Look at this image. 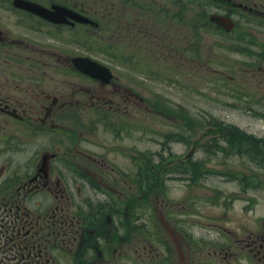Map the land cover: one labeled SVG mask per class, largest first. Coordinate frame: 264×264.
Listing matches in <instances>:
<instances>
[{"label": "flooded vegetation", "instance_id": "af4514ba", "mask_svg": "<svg viewBox=\"0 0 264 264\" xmlns=\"http://www.w3.org/2000/svg\"><path fill=\"white\" fill-rule=\"evenodd\" d=\"M257 27L264 0H0V264H223L236 253L264 264L261 231L240 228L226 246L213 221L209 245L189 228H203L201 216L190 223L188 205L166 201L164 220H142L162 213L141 203L142 189L165 193L172 177L203 170L187 141L167 156L93 148L97 126L141 133L145 115L167 114L142 93L143 66L166 63L183 41L181 62L203 68L206 33L245 41ZM77 60L95 62L96 75Z\"/></svg>", "mask_w": 264, "mask_h": 264}, {"label": "rangeland", "instance_id": "374dc122", "mask_svg": "<svg viewBox=\"0 0 264 264\" xmlns=\"http://www.w3.org/2000/svg\"><path fill=\"white\" fill-rule=\"evenodd\" d=\"M259 28L245 41L233 39L230 33H206L203 68L196 63L187 66L181 62L183 41L175 44L177 50L166 63L156 60L150 71L143 66L141 70L147 72L138 76L149 80H142V93L147 91L146 97L154 101V107L167 110V114L145 115L144 121L152 123L146 126L151 130L147 128L148 131L141 133L124 128L120 129L122 133L113 134L109 129L104 133V127L97 126L95 141L98 144L93 146L95 150H111L119 143L123 151L137 149L142 156L153 152L167 156L163 153L166 148L173 147V151H177L183 141L195 147L190 155L204 159L199 177L178 174L172 177L165 193L157 191L156 195L154 191L150 194L142 189L141 203H156L158 207L165 204L164 201L188 205L193 212L188 217L189 222H197L200 216L204 222L203 228L189 226L193 234L202 231L207 240L211 237L210 231L206 233L211 228L209 223L218 221L225 229L220 237L227 242L226 246L230 239L226 235L242 236L247 228L264 233V29ZM101 39L97 38L94 43L101 44ZM110 44H117V39L114 37ZM96 55L104 56L100 52ZM110 55L116 56L115 61L120 60L118 53ZM164 55L168 58V54ZM107 60L110 61L108 57ZM252 62L255 68L250 66ZM124 118L128 126L134 123V118L133 121L129 116ZM152 118L156 119L155 124ZM77 119L84 124L85 117ZM251 142L258 148H253ZM21 156L22 151L17 148L15 157ZM117 159L127 163L123 155ZM195 183L200 186L194 188ZM159 209L161 214L145 211L142 220L150 224L154 215L157 221L164 220V211L162 207ZM240 228L244 233H237ZM207 242L213 244L212 239ZM238 255L236 253L235 259L220 256V261L224 264L225 259H231L232 264H249ZM252 263L255 264V260Z\"/></svg>", "mask_w": 264, "mask_h": 264}, {"label": "water", "instance_id": "95a60500", "mask_svg": "<svg viewBox=\"0 0 264 264\" xmlns=\"http://www.w3.org/2000/svg\"><path fill=\"white\" fill-rule=\"evenodd\" d=\"M214 20L220 22V23H224V19L222 17H213Z\"/></svg>", "mask_w": 264, "mask_h": 264}, {"label": "trees", "instance_id": "16d2710c", "mask_svg": "<svg viewBox=\"0 0 264 264\" xmlns=\"http://www.w3.org/2000/svg\"><path fill=\"white\" fill-rule=\"evenodd\" d=\"M233 135V133L231 134ZM236 135V134H235ZM237 138V136H236ZM233 139H235V137H233ZM250 145L253 147V148H258L257 144L255 142H251Z\"/></svg>", "mask_w": 264, "mask_h": 264}]
</instances>
